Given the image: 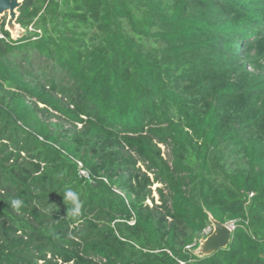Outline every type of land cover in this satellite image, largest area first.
<instances>
[{
  "label": "trees",
  "instance_id": "obj_1",
  "mask_svg": "<svg viewBox=\"0 0 264 264\" xmlns=\"http://www.w3.org/2000/svg\"><path fill=\"white\" fill-rule=\"evenodd\" d=\"M17 21L0 264H264V0H23ZM208 213L232 239L197 258Z\"/></svg>",
  "mask_w": 264,
  "mask_h": 264
},
{
  "label": "water",
  "instance_id": "obj_2",
  "mask_svg": "<svg viewBox=\"0 0 264 264\" xmlns=\"http://www.w3.org/2000/svg\"><path fill=\"white\" fill-rule=\"evenodd\" d=\"M23 0H0V17L5 16L4 29L12 40H17L26 34L17 21L19 7ZM210 232L198 239L197 245L191 249V253L197 258L211 255L216 249L225 248L232 239L233 226L222 223L208 213Z\"/></svg>",
  "mask_w": 264,
  "mask_h": 264
},
{
  "label": "clouds",
  "instance_id": "obj_3",
  "mask_svg": "<svg viewBox=\"0 0 264 264\" xmlns=\"http://www.w3.org/2000/svg\"><path fill=\"white\" fill-rule=\"evenodd\" d=\"M79 192L73 189L70 185H65L62 191V196L64 201L67 204H70L71 207L68 208L67 214L76 215L80 211L81 203L79 200ZM23 206V201L19 198H14L10 201V207L12 210L19 212ZM46 211H52L48 209Z\"/></svg>",
  "mask_w": 264,
  "mask_h": 264
},
{
  "label": "rangeland",
  "instance_id": "obj_4",
  "mask_svg": "<svg viewBox=\"0 0 264 264\" xmlns=\"http://www.w3.org/2000/svg\"><path fill=\"white\" fill-rule=\"evenodd\" d=\"M3 20H5V16L0 17V22L3 21ZM161 147H162L163 154L166 155V151H167V150H166L163 146H161ZM157 186H160V184H158V183H154V184L152 185V196H153V199H154V202H155V203H159L158 195H157V193H156V191H155V188H156ZM147 202H148L149 204H151L150 199H148ZM229 224L231 225V223H229ZM208 230H209V228L206 229V232H207Z\"/></svg>",
  "mask_w": 264,
  "mask_h": 264
},
{
  "label": "built area",
  "instance_id": "obj_5",
  "mask_svg": "<svg viewBox=\"0 0 264 264\" xmlns=\"http://www.w3.org/2000/svg\"><path fill=\"white\" fill-rule=\"evenodd\" d=\"M0 36H2L1 34H0ZM78 171H79V174L81 175V176H84V177H86V178H88V172L84 169V168H82L81 167V163L80 162H78Z\"/></svg>",
  "mask_w": 264,
  "mask_h": 264
}]
</instances>
